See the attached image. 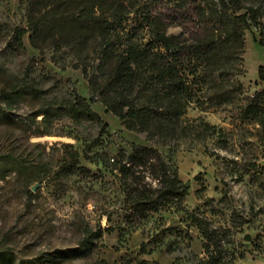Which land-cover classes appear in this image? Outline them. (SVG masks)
<instances>
[{"label":"rangeland","instance_id":"374dc122","mask_svg":"<svg viewBox=\"0 0 264 264\" xmlns=\"http://www.w3.org/2000/svg\"><path fill=\"white\" fill-rule=\"evenodd\" d=\"M30 1L0 0V264H191L205 257L207 245L194 217L214 232L227 260L264 264V144L260 126L241 116L247 100L264 90V20L245 32L244 74L237 78L243 93L224 109L193 105L187 112L190 124L205 122L215 134L161 146L127 131L102 104L91 102L82 72L62 68L68 56L35 48L31 33L22 44L15 41L14 31L27 27ZM247 2L264 7V0ZM21 83L38 92L21 94L10 109L3 95ZM74 92L89 101L104 129L75 123L64 112L52 121L50 136L30 128L44 101ZM132 145L157 150L177 170L189 187L182 208L169 205L141 217L128 203L133 182L112 161L120 151L131 154ZM73 152L85 172L63 171ZM138 180L157 187L145 171ZM89 232L93 247L86 255L80 249ZM59 252L70 258L51 261Z\"/></svg>","mask_w":264,"mask_h":264},{"label":"trees","instance_id":"16d2710c","mask_svg":"<svg viewBox=\"0 0 264 264\" xmlns=\"http://www.w3.org/2000/svg\"><path fill=\"white\" fill-rule=\"evenodd\" d=\"M261 20L264 7L247 0H31L27 27L16 29L14 39L22 44L31 33L35 48L50 47L55 54L68 56L61 66L82 72L91 102L102 104L127 131L169 146L215 134L216 128L205 122L190 124L187 112L193 105L224 109L243 93L237 78L244 74L245 32L260 27ZM171 28L182 34L168 35ZM260 35L264 48L263 30ZM259 82L264 84V64L259 67ZM35 89L17 84L3 98L12 109L21 94H37ZM62 112L75 123L107 126L76 92L44 101L29 126L40 137L50 136L48 128ZM241 116L260 126L264 144V90L247 100ZM70 157L63 171H86L79 167V153ZM112 162L122 178L133 182L127 200L139 216L169 205L182 208L189 187L157 150L132 145L131 154L120 151ZM141 171L157 187L140 182ZM193 222L207 245L205 257H196L191 264H234L206 223L197 217ZM92 247L89 232L80 251L87 255ZM63 258H70L69 253L59 252L51 261Z\"/></svg>","mask_w":264,"mask_h":264},{"label":"water","instance_id":"95a60500","mask_svg":"<svg viewBox=\"0 0 264 264\" xmlns=\"http://www.w3.org/2000/svg\"><path fill=\"white\" fill-rule=\"evenodd\" d=\"M248 240V239H247Z\"/></svg>","mask_w":264,"mask_h":264}]
</instances>
